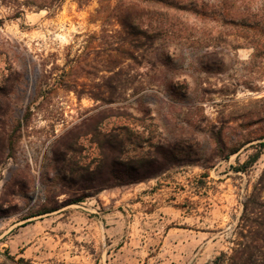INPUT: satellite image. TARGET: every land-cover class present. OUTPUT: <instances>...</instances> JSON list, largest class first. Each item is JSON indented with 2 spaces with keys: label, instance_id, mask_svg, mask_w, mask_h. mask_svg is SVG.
<instances>
[{
  "label": "rangeland",
  "instance_id": "rangeland-1",
  "mask_svg": "<svg viewBox=\"0 0 264 264\" xmlns=\"http://www.w3.org/2000/svg\"><path fill=\"white\" fill-rule=\"evenodd\" d=\"M0 141V264H264V0H0Z\"/></svg>",
  "mask_w": 264,
  "mask_h": 264
},
{
  "label": "trees",
  "instance_id": "trees-1",
  "mask_svg": "<svg viewBox=\"0 0 264 264\" xmlns=\"http://www.w3.org/2000/svg\"><path fill=\"white\" fill-rule=\"evenodd\" d=\"M244 25L246 26L247 24H244ZM248 26H252V24H248ZM3 140H6L8 148L11 149L12 135L11 134L7 135L6 138H4ZM4 145L5 144L3 143V141H0V151L3 149ZM8 156H10V155H8ZM0 157H1V154H0ZM126 168H128V167H126ZM110 173H111V175H114L113 177L118 179L119 182H121V183H131V182L138 181L140 179V178H133V177L129 176V174H127V173H125V175L122 176V178H119V176L116 175V172L113 169L110 170ZM53 210H55V208L44 210V213L49 212V211H53ZM245 247H243V248H245ZM243 248L236 250L232 255L228 256L229 264H247L248 256L245 258V261H243L242 258H241V260L239 258L237 259V254L238 253L242 254V252L244 250ZM262 255H264V254L262 253ZM19 261L23 262L24 260H23V258H20Z\"/></svg>",
  "mask_w": 264,
  "mask_h": 264
}]
</instances>
